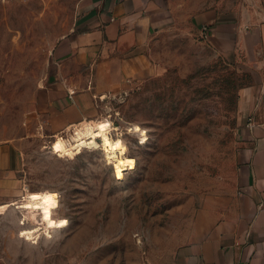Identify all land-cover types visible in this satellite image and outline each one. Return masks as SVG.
Masks as SVG:
<instances>
[{
    "label": "rangeland",
    "instance_id": "1",
    "mask_svg": "<svg viewBox=\"0 0 264 264\" xmlns=\"http://www.w3.org/2000/svg\"><path fill=\"white\" fill-rule=\"evenodd\" d=\"M186 1L192 17L253 0ZM78 3L0 2V264H177L199 215L237 189L238 91L252 78L180 14L153 36L155 75L59 129L46 90ZM86 123L135 158L123 181L103 148L60 158L61 140Z\"/></svg>",
    "mask_w": 264,
    "mask_h": 264
},
{
    "label": "crops",
    "instance_id": "2",
    "mask_svg": "<svg viewBox=\"0 0 264 264\" xmlns=\"http://www.w3.org/2000/svg\"><path fill=\"white\" fill-rule=\"evenodd\" d=\"M2 0H0L1 2ZM186 0H79L71 32L57 50V77L47 87L59 129L82 122L97 99L117 97L157 72L149 53L157 30L179 20L212 31L205 41L252 78L238 91L242 140L236 191L202 212L196 236L177 264H264V0L240 11L189 16Z\"/></svg>",
    "mask_w": 264,
    "mask_h": 264
},
{
    "label": "bare ground",
    "instance_id": "3",
    "mask_svg": "<svg viewBox=\"0 0 264 264\" xmlns=\"http://www.w3.org/2000/svg\"><path fill=\"white\" fill-rule=\"evenodd\" d=\"M92 148L105 150L112 161L114 176L117 181H123L127 171L136 169L135 158L127 157V151L115 143L111 131L91 123L84 124L75 129L70 136L63 138L59 145V154L60 158L72 159ZM56 198L54 197L55 201Z\"/></svg>",
    "mask_w": 264,
    "mask_h": 264
},
{
    "label": "built area",
    "instance_id": "4",
    "mask_svg": "<svg viewBox=\"0 0 264 264\" xmlns=\"http://www.w3.org/2000/svg\"><path fill=\"white\" fill-rule=\"evenodd\" d=\"M24 1V0H21ZM212 31V29L208 26H203V32L205 35L209 34Z\"/></svg>",
    "mask_w": 264,
    "mask_h": 264
}]
</instances>
